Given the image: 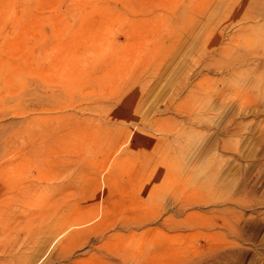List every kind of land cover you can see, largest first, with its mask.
<instances>
[{
    "label": "rangeland",
    "instance_id": "obj_1",
    "mask_svg": "<svg viewBox=\"0 0 264 264\" xmlns=\"http://www.w3.org/2000/svg\"><path fill=\"white\" fill-rule=\"evenodd\" d=\"M14 257L264 264V0H0Z\"/></svg>",
    "mask_w": 264,
    "mask_h": 264
},
{
    "label": "bare ground",
    "instance_id": "obj_2",
    "mask_svg": "<svg viewBox=\"0 0 264 264\" xmlns=\"http://www.w3.org/2000/svg\"><path fill=\"white\" fill-rule=\"evenodd\" d=\"M41 201H42V199H41ZM45 201V200H44ZM39 204V203H38ZM41 204V203H40ZM39 204V205H40ZM44 216V214H40V217H43ZM63 221V220H62ZM61 221V222H62ZM60 222V223H61ZM27 223H29V222H27ZM53 225H54V223H53ZM57 225V224H56ZM59 225H61L62 226V224H58L57 225V227L59 226ZM5 228V227H4ZM8 229H9V227H8ZM11 229V228H10ZM41 229V228H40ZM57 229V228H56ZM2 231V230H1ZM11 231V230H10ZM3 233H7V231L5 232V229H3V231H2ZM46 233V232H45ZM41 234V230H40V233H39V235ZM28 239H31V238H34L35 239V237H38V233L37 232H35V234H33L32 235V232L30 233V234H27V236H26ZM37 239V238H36ZM36 241V240H35ZM18 247V246H17ZM17 249V248H16ZM15 259H13V260H10V261H8V263H5V264H21V262H22V260H20L18 257V259L16 258V257H14ZM27 258V257H26ZM24 264H25V262H24Z\"/></svg>",
    "mask_w": 264,
    "mask_h": 264
}]
</instances>
